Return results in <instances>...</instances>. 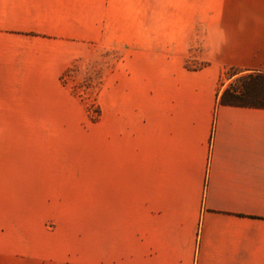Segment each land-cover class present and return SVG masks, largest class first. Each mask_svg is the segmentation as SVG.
Segmentation results:
<instances>
[{
  "label": "crops",
  "instance_id": "crops-1",
  "mask_svg": "<svg viewBox=\"0 0 264 264\" xmlns=\"http://www.w3.org/2000/svg\"><path fill=\"white\" fill-rule=\"evenodd\" d=\"M187 6L131 72L130 114L114 97L91 264H264V109L219 102L223 72L264 73V0Z\"/></svg>",
  "mask_w": 264,
  "mask_h": 264
},
{
  "label": "rangeland",
  "instance_id": "rangeland-1",
  "mask_svg": "<svg viewBox=\"0 0 264 264\" xmlns=\"http://www.w3.org/2000/svg\"><path fill=\"white\" fill-rule=\"evenodd\" d=\"M187 0H0V264H91L108 130ZM202 64L188 62L195 69ZM221 75L237 89V74ZM244 74V73H243ZM232 78V79H230Z\"/></svg>",
  "mask_w": 264,
  "mask_h": 264
},
{
  "label": "trees",
  "instance_id": "trees-1",
  "mask_svg": "<svg viewBox=\"0 0 264 264\" xmlns=\"http://www.w3.org/2000/svg\"><path fill=\"white\" fill-rule=\"evenodd\" d=\"M234 73L230 77L237 75ZM237 89L226 87L219 98L221 104L264 109V73H244Z\"/></svg>",
  "mask_w": 264,
  "mask_h": 264
}]
</instances>
